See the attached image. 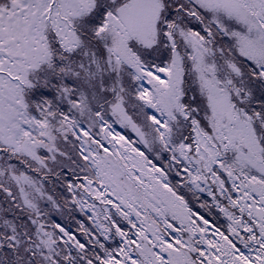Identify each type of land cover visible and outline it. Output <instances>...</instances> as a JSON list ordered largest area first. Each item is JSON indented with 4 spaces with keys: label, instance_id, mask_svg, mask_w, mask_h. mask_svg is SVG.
I'll list each match as a JSON object with an SVG mask.
<instances>
[{
    "label": "snow or ice",
    "instance_id": "6c2138e0",
    "mask_svg": "<svg viewBox=\"0 0 264 264\" xmlns=\"http://www.w3.org/2000/svg\"><path fill=\"white\" fill-rule=\"evenodd\" d=\"M0 264H264V0H0Z\"/></svg>",
    "mask_w": 264,
    "mask_h": 264
}]
</instances>
